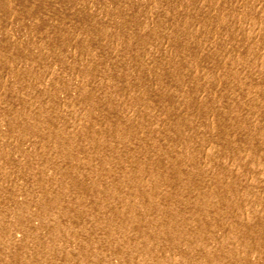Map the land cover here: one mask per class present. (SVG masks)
Segmentation results:
<instances>
[{"label": "rangeland", "instance_id": "rangeland-1", "mask_svg": "<svg viewBox=\"0 0 264 264\" xmlns=\"http://www.w3.org/2000/svg\"><path fill=\"white\" fill-rule=\"evenodd\" d=\"M0 264H264V0H0Z\"/></svg>", "mask_w": 264, "mask_h": 264}]
</instances>
